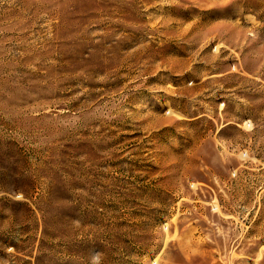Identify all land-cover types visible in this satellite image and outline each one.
Returning a JSON list of instances; mask_svg holds the SVG:
<instances>
[{"label":"rangeland","instance_id":"obj_1","mask_svg":"<svg viewBox=\"0 0 264 264\" xmlns=\"http://www.w3.org/2000/svg\"><path fill=\"white\" fill-rule=\"evenodd\" d=\"M264 264V0H0V264Z\"/></svg>","mask_w":264,"mask_h":264},{"label":"clouds","instance_id":"obj_2","mask_svg":"<svg viewBox=\"0 0 264 264\" xmlns=\"http://www.w3.org/2000/svg\"><path fill=\"white\" fill-rule=\"evenodd\" d=\"M94 264H98V256L94 257Z\"/></svg>","mask_w":264,"mask_h":264}]
</instances>
